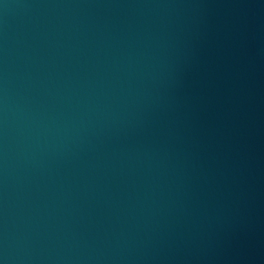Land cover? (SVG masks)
<instances>
[{"label": "water", "instance_id": "obj_1", "mask_svg": "<svg viewBox=\"0 0 264 264\" xmlns=\"http://www.w3.org/2000/svg\"><path fill=\"white\" fill-rule=\"evenodd\" d=\"M0 264H264V0H0Z\"/></svg>", "mask_w": 264, "mask_h": 264}]
</instances>
